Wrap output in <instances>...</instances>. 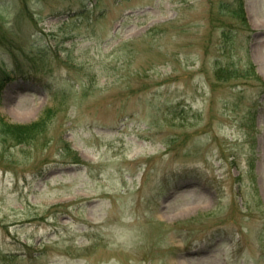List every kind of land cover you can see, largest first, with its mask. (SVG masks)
<instances>
[{
    "label": "rangeland",
    "instance_id": "rangeland-1",
    "mask_svg": "<svg viewBox=\"0 0 264 264\" xmlns=\"http://www.w3.org/2000/svg\"><path fill=\"white\" fill-rule=\"evenodd\" d=\"M219 1L0 0V114L54 110L0 141V264H264V0Z\"/></svg>",
    "mask_w": 264,
    "mask_h": 264
},
{
    "label": "trees",
    "instance_id": "trees-1",
    "mask_svg": "<svg viewBox=\"0 0 264 264\" xmlns=\"http://www.w3.org/2000/svg\"><path fill=\"white\" fill-rule=\"evenodd\" d=\"M220 7L233 19H237L245 28H248L247 20L245 16L244 0H220ZM217 79H228L236 76L235 69L221 70L217 72ZM254 75V70L251 73ZM259 79V78H258ZM4 79L1 80L3 82ZM1 85V84H0ZM52 108L47 109L43 114L31 124H18L8 121L4 116L0 114V141L12 143H22L35 138L45 128L46 121L52 116Z\"/></svg>",
    "mask_w": 264,
    "mask_h": 264
}]
</instances>
